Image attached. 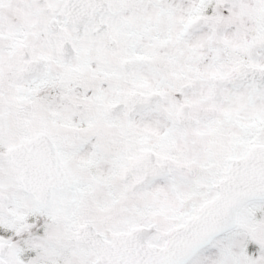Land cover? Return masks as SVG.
<instances>
[{
    "label": "snow or ice",
    "instance_id": "6c2138e0",
    "mask_svg": "<svg viewBox=\"0 0 264 264\" xmlns=\"http://www.w3.org/2000/svg\"><path fill=\"white\" fill-rule=\"evenodd\" d=\"M0 264H264V0H0Z\"/></svg>",
    "mask_w": 264,
    "mask_h": 264
}]
</instances>
